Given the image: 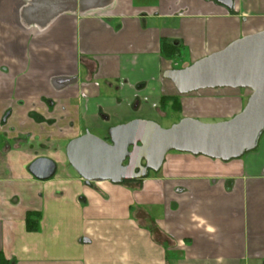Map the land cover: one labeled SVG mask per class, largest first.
I'll return each mask as SVG.
<instances>
[{
  "label": "crops",
  "instance_id": "obj_1",
  "mask_svg": "<svg viewBox=\"0 0 264 264\" xmlns=\"http://www.w3.org/2000/svg\"><path fill=\"white\" fill-rule=\"evenodd\" d=\"M263 30L264 0H0V264H264V132L238 159L173 151L119 184L87 185L65 155L87 131L156 122L163 96L230 119L250 91L179 95L163 73ZM42 157L46 181L28 172Z\"/></svg>",
  "mask_w": 264,
  "mask_h": 264
},
{
  "label": "water",
  "instance_id": "obj_2",
  "mask_svg": "<svg viewBox=\"0 0 264 264\" xmlns=\"http://www.w3.org/2000/svg\"><path fill=\"white\" fill-rule=\"evenodd\" d=\"M226 8L232 0H215ZM179 95L205 89H243L250 95L228 120L204 123L184 117L168 128L152 120L134 119L108 130V139L88 131L70 140L69 165L87 184L141 180L159 171L169 152L230 161L257 147L264 132V30L231 42L224 49L192 64L163 73ZM55 163L37 158L28 172L39 181L52 178Z\"/></svg>",
  "mask_w": 264,
  "mask_h": 264
},
{
  "label": "rangeland",
  "instance_id": "obj_3",
  "mask_svg": "<svg viewBox=\"0 0 264 264\" xmlns=\"http://www.w3.org/2000/svg\"><path fill=\"white\" fill-rule=\"evenodd\" d=\"M173 59L175 61H178L179 58L177 59V57H174ZM181 66L182 65L180 63L179 67H181ZM176 98H177L176 102L180 103V105H181V101L179 100L180 97H176ZM148 110H149V112H148L149 114H147V115L152 116L155 119L156 123L159 124L162 128H168L172 124H174V123L178 122L180 119L184 118L181 110L180 111L174 110L171 101H167L165 106H162L161 103L159 102V104H157L155 108L149 107ZM202 113L203 112L200 110V111H195L194 114L199 116L200 121H202L204 123H213V122L224 121V120H218V119L213 121L210 119V116H205ZM151 173L152 172H149L148 176Z\"/></svg>",
  "mask_w": 264,
  "mask_h": 264
},
{
  "label": "trees",
  "instance_id": "obj_4",
  "mask_svg": "<svg viewBox=\"0 0 264 264\" xmlns=\"http://www.w3.org/2000/svg\"><path fill=\"white\" fill-rule=\"evenodd\" d=\"M161 53L164 55L166 58H174L179 55V48L178 46H174L173 44L165 43L162 42L161 44ZM167 101L172 102V106L174 110L180 111L181 110V105L180 103L176 102L177 98L176 97H170V96H163L160 99V103L162 106L166 105ZM39 218L38 214L28 212L26 214V219H25V225H26V230L28 232H35L38 229V224H37V219Z\"/></svg>",
  "mask_w": 264,
  "mask_h": 264
},
{
  "label": "flooded vegetation",
  "instance_id": "obj_5",
  "mask_svg": "<svg viewBox=\"0 0 264 264\" xmlns=\"http://www.w3.org/2000/svg\"><path fill=\"white\" fill-rule=\"evenodd\" d=\"M108 139V137H106V139L105 140H107Z\"/></svg>",
  "mask_w": 264,
  "mask_h": 264
}]
</instances>
